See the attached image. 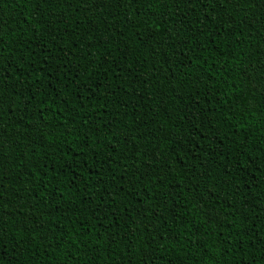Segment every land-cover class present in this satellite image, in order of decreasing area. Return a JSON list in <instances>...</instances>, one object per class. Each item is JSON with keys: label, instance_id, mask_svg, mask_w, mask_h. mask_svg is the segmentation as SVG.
I'll use <instances>...</instances> for the list:
<instances>
[{"label": "trees", "instance_id": "1", "mask_svg": "<svg viewBox=\"0 0 264 264\" xmlns=\"http://www.w3.org/2000/svg\"><path fill=\"white\" fill-rule=\"evenodd\" d=\"M0 47V264H264V0H0Z\"/></svg>", "mask_w": 264, "mask_h": 264}, {"label": "snow or ice", "instance_id": "2", "mask_svg": "<svg viewBox=\"0 0 264 264\" xmlns=\"http://www.w3.org/2000/svg\"><path fill=\"white\" fill-rule=\"evenodd\" d=\"M45 3H49V4H57V3H65V4H69L72 2H75V0H44ZM93 2L96 4V6H99L100 3H108V0H93ZM121 2V0H116V3L119 4ZM128 3H135V0H127ZM239 2V0H238ZM245 3L248 2V0H244ZM79 4H77V10H79ZM139 9H137V13H139ZM52 15H55V13H51ZM103 42V41H101ZM90 46V45H89ZM2 47H0V51H2ZM46 62V61H45ZM65 70L66 71H72V69L67 68V65H64ZM9 69L14 70L13 66L10 64V62L8 63L7 67H4L3 65H0V79H6V76L11 75V71H9ZM17 79H19V77H16ZM38 83V81H37ZM20 93H22L24 91V89L21 87L18 90ZM30 99H34V96L27 99L25 102H30ZM42 115V113H41ZM3 154V147H2V143H0V155ZM69 167H71V165H69ZM212 213H209V216L211 217ZM2 239V238H0Z\"/></svg>", "mask_w": 264, "mask_h": 264}]
</instances>
